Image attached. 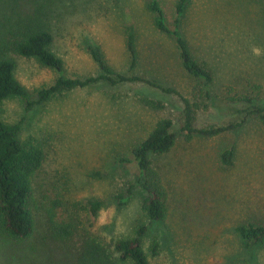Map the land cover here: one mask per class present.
<instances>
[{"label": "rangeland", "instance_id": "374dc122", "mask_svg": "<svg viewBox=\"0 0 264 264\" xmlns=\"http://www.w3.org/2000/svg\"><path fill=\"white\" fill-rule=\"evenodd\" d=\"M176 1L163 2L171 25ZM65 5L55 19L54 43L64 72L15 56V75L32 100L61 74H97L89 43L101 44L118 72L129 74L125 27L131 24L139 55L135 72L184 95L191 93L196 78L183 68L173 37L157 28L148 0H68ZM183 27L195 56L206 60L214 75L211 90L217 100L200 111L198 127L241 121L245 113L231 109H245L248 102L232 107L219 99L228 90L250 93L247 80L263 85L264 105V0H189ZM183 108L177 94L144 82H99L57 93L31 108L17 95L6 98L1 117L18 125L23 142L40 141L46 156L33 179L35 231L21 240L0 236V264H73L75 250L62 248L47 230L46 208L51 206L61 219L76 217L79 229L87 225L107 236H129L148 223L140 186L126 204L117 200L137 180L135 164L119 159L161 118H171L178 131ZM231 146L234 163L226 166L220 154ZM155 163L168 189V215L151 223L144 237L150 264H264V242L248 244L236 231L241 223L264 225L263 125L248 120L237 131L189 142L179 134L177 144L156 156ZM89 200L101 201L95 217L84 208Z\"/></svg>", "mask_w": 264, "mask_h": 264}, {"label": "trees", "instance_id": "16d2710c", "mask_svg": "<svg viewBox=\"0 0 264 264\" xmlns=\"http://www.w3.org/2000/svg\"><path fill=\"white\" fill-rule=\"evenodd\" d=\"M67 1L0 0V104L6 98L17 95L26 101L28 108H31L49 100L57 93L104 81L112 84L144 82L161 87L166 92L175 93L181 98L184 108L182 125L178 131L173 128L174 121L171 118H161L149 135L132 148L128 156L119 159L120 162L135 164L137 180L120 192L117 200L121 205L126 204L132 198L135 188L140 186L144 193L142 210L149 219L148 223H141L129 236H107L93 232L87 225L79 229L76 217L69 216V220L66 221L58 216L59 213L54 206L46 208L47 230L63 244L62 248L69 249L68 252L75 250L73 252L77 257L73 259V264H150L144 248V237L151 223L163 221L168 215V189L155 163V157L169 153L177 144L179 134L189 142L196 137H215L237 131L248 120L257 121L264 126V105L260 103L263 85L247 80L246 87L250 88V93L244 95L228 90L229 95L219 99L220 104L226 106H232L240 101L248 102L249 106L245 109L232 106L231 110L245 113L241 121L198 127L196 123L200 111L208 109L217 99L211 90L214 80L212 69L206 60H200L195 56L184 32L183 21L187 17L189 0L175 2V19L172 25L168 20V11L163 5L165 0H148V7L153 13L157 28L173 37L183 68L196 78L189 95H184L174 87H163L155 80L135 72L139 55L136 29L131 24L125 27L129 74L118 72L108 60L101 44L89 43L87 48L97 63L99 72L86 77L61 74L54 83L39 89V98L32 100L28 89L15 75L17 65L15 56L34 58L45 67L64 72V59L54 49L55 19L59 17ZM147 102L162 104L161 101ZM45 156L40 141L23 142L18 125L5 121L0 115V236L4 237V241L27 239L35 231L33 179L42 167ZM234 157V146L222 149L220 154L222 164L232 165ZM100 207V200H89L84 208L95 217ZM236 231L248 244L264 242L263 224L241 223L236 227ZM156 248L157 243L153 248L154 254L157 253Z\"/></svg>", "mask_w": 264, "mask_h": 264}]
</instances>
